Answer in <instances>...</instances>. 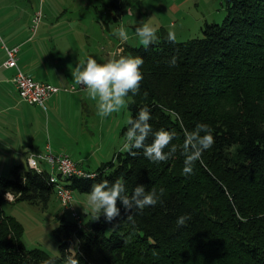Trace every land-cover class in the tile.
<instances>
[{
    "label": "trees",
    "instance_id": "obj_1",
    "mask_svg": "<svg viewBox=\"0 0 264 264\" xmlns=\"http://www.w3.org/2000/svg\"><path fill=\"white\" fill-rule=\"evenodd\" d=\"M228 11L223 24L205 25L202 38L170 42L160 28L155 43L121 54L144 59L128 108L135 117L148 106L154 131H175L168 160L152 162L143 149L120 151L93 177L60 178L86 194L104 180L124 182L129 196L138 184L164 188L162 202L128 219L118 201L119 216L109 221L103 214L87 227L62 217L54 231L60 255L52 257L27 249L23 225L1 207L11 194L15 203L48 210L57 196L51 172L16 166L11 178L0 176V264H63L69 255L78 264H264V0H230ZM199 123L210 126L215 143L185 175L184 133ZM181 215L190 217L184 226L177 224Z\"/></svg>",
    "mask_w": 264,
    "mask_h": 264
},
{
    "label": "crops",
    "instance_id": "obj_2",
    "mask_svg": "<svg viewBox=\"0 0 264 264\" xmlns=\"http://www.w3.org/2000/svg\"><path fill=\"white\" fill-rule=\"evenodd\" d=\"M177 2L169 6L174 13L181 10L183 1ZM160 9L153 0H111L110 4L105 0H0V176H12L16 166H27L31 154L44 152L48 146L56 154H76L73 160L95 171L107 162L102 159H113L111 152L123 136L126 117V110L123 117L122 110L107 118L99 116L87 92H61L46 103V110L27 104L16 88L17 70L4 65V45L19 48L18 64L27 75L68 87L76 83L75 67L89 56L105 63L119 58L126 46L136 47L128 41L140 40L135 31L140 19ZM38 10L43 19L35 30L33 19ZM113 21L128 24L127 39L113 34ZM62 111L66 120L57 124Z\"/></svg>",
    "mask_w": 264,
    "mask_h": 264
},
{
    "label": "clouds",
    "instance_id": "obj_3",
    "mask_svg": "<svg viewBox=\"0 0 264 264\" xmlns=\"http://www.w3.org/2000/svg\"><path fill=\"white\" fill-rule=\"evenodd\" d=\"M144 45H151L158 39L157 28L150 23H143L135 29ZM114 35L127 39V31L123 24L115 29ZM167 39L174 42L176 35L174 31H169ZM175 57L171 63H175ZM144 59L139 56H120L110 59L105 63H99L96 58L89 56L86 62H79L73 72L74 79L82 89L87 91L88 97L96 102L97 114L103 118L110 117L113 113L119 112L127 104L130 93H138L143 80L141 66ZM41 106L46 105L41 101ZM152 113L148 106L139 109L135 117L128 119V127L124 133L123 143L120 151H128L132 155L137 153L134 149H143V155L152 162L166 161L176 151V145L172 141L176 137L175 131L157 130L154 131L150 123ZM153 136L151 143L146 140ZM215 143L213 130L206 123L197 124L195 130H185L183 141V173L185 175L194 174L195 165L202 162L203 153L212 148ZM171 147L169 148V146ZM165 149H169L165 151ZM165 192L164 188L159 191L147 190L145 185L138 184L134 188L131 196L124 182L117 180L109 184L107 180L94 183L88 193L87 206L99 217L101 213L107 220L111 221L121 214L118 206L120 201L126 210L130 212L128 219L136 212L156 206L161 203V197ZM190 217L181 215L177 218V224L184 226ZM44 264H55V259L46 260ZM65 264H78V260L72 256H66Z\"/></svg>",
    "mask_w": 264,
    "mask_h": 264
},
{
    "label": "rangeland",
    "instance_id": "obj_4",
    "mask_svg": "<svg viewBox=\"0 0 264 264\" xmlns=\"http://www.w3.org/2000/svg\"><path fill=\"white\" fill-rule=\"evenodd\" d=\"M153 1L154 4L158 3L161 9L159 11H153L152 13L146 12L147 16H143L139 24L147 22L155 27L163 25L168 31L175 32L176 40L179 42L202 38L203 29L206 24H223L228 17V5L230 3V0H178L177 3L183 1L181 3V10H175L176 13H174L172 10H169V6L176 0ZM105 2L110 4L111 0H105ZM160 23L162 24L159 25ZM163 23H166L168 26ZM111 25L114 34L115 27L118 25L120 26L121 23L116 24L113 21ZM124 26L130 31L127 23ZM128 42L134 46H145L141 40H138L136 37ZM82 94H84V92ZM127 101L128 103L121 109L122 111L120 113V116L123 117V111L126 110L125 122L122 124L121 128L128 125V119L131 117V113L128 109L129 98H127ZM64 114L65 112L62 111L61 116H58V120L56 121L57 124L63 123V121L66 120ZM50 127L51 129L55 127L54 122H51ZM124 138L125 137L122 136L121 140L115 143L114 147L110 146L113 147L111 152L113 156L120 151L119 147L123 143ZM73 155L77 157L76 154ZM71 157L77 160V158ZM108 159L109 158H104L101 161L108 162ZM98 165L100 164H97V166ZM43 167L49 170L46 164H43ZM11 177L12 176H9L8 178ZM87 197L88 194L86 193L74 192V204L78 214L81 215L83 219V226L85 227H87L89 222H94L97 219L92 210L87 206ZM6 200L10 203L6 202ZM1 207L8 216L15 217L23 225L24 234L22 240L27 249H40L52 257H58L60 255L59 243L54 231L61 224L60 221L62 217L69 223L75 221L72 215L61 206L57 196L51 200L48 210L45 211L29 203H15V197L11 194L6 195L5 202L2 203ZM101 215H103V213H101ZM77 249L78 243L77 239H75L71 247V252L76 253Z\"/></svg>",
    "mask_w": 264,
    "mask_h": 264
},
{
    "label": "built area",
    "instance_id": "obj_5",
    "mask_svg": "<svg viewBox=\"0 0 264 264\" xmlns=\"http://www.w3.org/2000/svg\"><path fill=\"white\" fill-rule=\"evenodd\" d=\"M43 19L42 10H38L34 15V29L40 25ZM7 54L5 66L17 70L15 84L21 100L30 105L41 106V101L46 103L61 92L80 94L86 90L82 89L79 83H74L68 87H60L50 83L37 81L33 77L22 71L18 64L19 48H10L4 45ZM43 164L49 167L52 178L51 182L55 185L58 200L65 211L69 212L77 226L83 227V219L78 214L74 204V191L63 181L66 178L79 177L88 178L95 176L94 171H88L73 160L70 155L65 153L56 154L48 146L44 152L33 153L28 157L29 168L41 173L45 170ZM62 178L63 180H60Z\"/></svg>",
    "mask_w": 264,
    "mask_h": 264
}]
</instances>
